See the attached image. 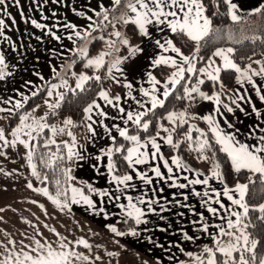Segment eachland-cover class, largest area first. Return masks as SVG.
<instances>
[{"label":"snow or ice","instance_id":"6c2138e0","mask_svg":"<svg viewBox=\"0 0 264 264\" xmlns=\"http://www.w3.org/2000/svg\"><path fill=\"white\" fill-rule=\"evenodd\" d=\"M15 4L19 6V0H14ZM59 2V0H57ZM214 5L215 11L209 13L208 6L205 0H111L113 11L123 6L128 11L121 12L118 17H114L116 23H123L124 25H135L139 29V34L143 37L150 36V28L152 25L163 26L160 31L164 29L170 30L175 34V37H183L194 45V52L191 55L185 54L182 47L177 46L174 42L175 37L155 40V46L160 50L161 54L154 57L151 65L154 68H161L167 66L173 69L166 77L161 80L156 75L149 72L147 83L149 87L139 85L134 87L131 81H122L118 79L116 74L124 75V69L121 67L125 61L130 57L135 56L138 52L143 51L139 46L129 48V56L117 57L111 62L106 60V57L112 56L113 51H101L95 57L89 58L88 44L95 40L104 41L109 49L119 52L115 47L116 42L113 40H105L104 36H94L93 33L103 31L108 27L104 21H108L114 28L115 23L109 21V9L101 5V11L95 13L97 17L102 16V21L97 23L93 17L88 16L87 19L92 21L85 31L77 30L76 24H65L64 28L71 30V34L67 39L76 44V38L85 41L83 46L74 50V54L80 59L87 58L84 67L86 69H93L94 74L89 76L85 72H72V76L76 79L75 88L68 84L65 78L66 72L58 71L55 66L52 67L53 80H58V83H53L51 80H45L40 75L39 79L43 81L42 85H35L31 81H27L26 86L29 87L30 96L16 90L20 99H14L10 96L7 99L0 98V103L10 105V107H0V113L6 115L0 116V120L12 121L13 118L18 120L15 127L8 125H0V157L7 158L8 153L5 149H16L18 155L23 159L27 167L31 170L30 175L35 177L41 184H46L49 181L47 173H42L38 170V164L34 159L38 157L39 164L45 168H53L54 166L60 170L63 177V183L60 179H56V191L52 194L47 186L33 187L31 180L27 182V187L48 198L61 211L67 210L71 212L72 204H80L81 202L93 210L97 215L103 213L104 218L107 219L109 214L104 207H99L93 196H98L100 203H103V198H107L109 202H114L119 209L120 219L118 223L128 225L127 232L120 231L115 225L108 224L106 227L116 237H123L127 235L139 236L137 226L147 224L145 217L149 213H157L156 205H160L161 211H167L155 198H145L147 194L137 196L135 199L131 195H126L125 190L134 188L135 185L131 182L138 178L145 185H153V178L149 176L147 171L139 170L137 166L146 165L149 163V158L156 159L157 156L163 160V166L167 172L171 174L173 168L169 166L168 160L163 158L161 154V144L163 141L173 148L179 149L183 141L174 142V134L182 131L184 125H188V131L184 134V139L189 142L190 150L197 152L198 158L211 162L210 175H205L202 172L197 173L198 176H203V179L188 180L187 184H176L173 177L165 175L161 172L160 166H154L150 169L155 177L161 180H172L171 187H178L180 189L188 187V185H209V181L213 178L218 179L224 183V175L221 173V165L217 162L216 152L226 154L227 160L230 161L232 170L237 174L249 173L247 176L248 183L237 182L234 187H228L226 184L221 191L215 188H210L203 193L194 191V195L207 197L203 200V205L211 216L216 217L221 223L210 224L203 214H199V219L193 221L196 225V231L206 235L211 241L212 245H204L200 254H194L189 251L186 252L179 244L173 245L177 247L181 253L187 255L193 264H264V240L257 239L249 228L257 229L264 233V203L252 204L246 197L249 196L250 186H255L257 179L261 185L260 191L264 192V125L257 123L247 129L246 133L248 141H242L239 137L242 135L240 129L232 124L230 118L225 113H233L235 109L228 105L222 104L221 92L213 91L211 94L202 91L201 86L206 84V81L213 82V86L223 89L224 85L221 78L222 72H235L237 83L243 85L245 81L253 86L257 94H260L261 87H257L253 77H264V64L256 60L254 63L261 65L259 70L252 68L251 64L241 67L235 59L236 49L233 47H215L211 56L205 59L200 55L201 49L209 45L217 44L220 41H230L234 44H241L244 40H261V35L254 34L252 36L240 35L237 33H244L246 31L261 32L264 34V2H260L257 6L250 10H245L241 5L234 0H210ZM221 6L226 8L225 13H221L219 9ZM8 4L6 0H0V12L7 15L15 23V19L6 11ZM129 13L134 15H129ZM84 15L83 13H78ZM23 16V13H21ZM226 15L233 25L247 24V28L233 29L232 27L217 28L214 27L213 17ZM260 17L259 24L254 26L248 23L249 17ZM31 23L37 28H44L45 25L37 23L32 20ZM6 27L5 20L0 17V36L4 34ZM56 40L61 37L52 33ZM117 38L122 36L120 31L110 33ZM120 43L128 46L129 40L124 38ZM163 53H173L174 55H164ZM219 58L220 64H217L216 59ZM251 59V57H247ZM200 61H205V66L197 67ZM77 60L73 59L66 69L70 70ZM105 70V75L102 77L99 73ZM12 72L9 70V65L6 63L5 56L0 54V81H4L11 76ZM39 75V74H37ZM195 78V79H194ZM108 79L117 84H121L123 88L127 89L125 103L130 100L134 103L126 108L121 105V95H110L109 91L103 87V80ZM89 81H95L100 84V88L95 92V97L83 108L82 125L86 127L87 132L90 133L91 138L97 136L95 126L103 128L107 137L111 141V145L106 149L102 148L99 154L92 155L88 153L83 145H78L77 140L71 128L78 125L71 119L63 120V126H57L50 123V117H55L58 110L62 107V103L66 100L68 92L76 95L79 92L86 91V85ZM64 88L66 91L61 92L59 89ZM34 89V90H33ZM49 99H45L43 104L47 107L48 112L37 117L36 110L40 107L37 105L30 112L21 111L32 97H38L45 93ZM136 93L134 95L133 93ZM55 95V101L51 98ZM97 98L102 100L105 105L116 110L115 115L109 113L97 102ZM171 99L178 101H187L188 107L183 111H176L167 109V103ZM239 99L243 100L244 96ZM260 99L264 101V95H260ZM202 101L213 102L216 107L214 114L200 116L195 113H189L188 108L198 106ZM232 104L238 108L236 99H232ZM223 108V111H222ZM158 109H164L166 115L159 113ZM253 111L257 117L262 114L253 107ZM99 118V120L93 117ZM219 117V119H218ZM105 119L112 121H121L120 123H112L109 127L104 123ZM201 119L208 126V132H204L195 125L189 124L190 120ZM221 119L227 129L221 126ZM162 121H167L171 127L165 126ZM155 129V134L152 130ZM46 130L51 133L49 136ZM113 130L118 135H113ZM192 132L198 133V137L194 140ZM164 133L165 135H161ZM209 133L211 138H209ZM67 135L71 138L70 141H61L57 143L55 137L57 135ZM127 142L120 143L119 140ZM192 144L196 147L192 148ZM56 145L55 152L51 151L50 146ZM61 145L66 152H62ZM219 145V148H215ZM24 151L21 153L19 149ZM40 149L47 151L38 152ZM210 153V155H209ZM77 161H94L92 167L96 172L103 176V170L106 169L111 182L116 186V191L111 192L107 189H100L94 187L90 183L84 182L83 188L71 186L69 182L76 179L72 175V169L67 167V163H74ZM125 163L127 169L131 172L119 173L118 163ZM172 164L177 168L187 167L182 163L179 157H173ZM61 165H65L61 167ZM79 166V165H78ZM0 173L5 176L12 175L11 172H6L3 167H0ZM86 190V191H85ZM153 191H156L153 189ZM159 191H163L160 189ZM87 192V194H86ZM210 192L215 194V199L210 195ZM69 193L71 195L69 196ZM221 195L230 201V206H226L222 200ZM126 199L127 203H121V198ZM184 199H188L187 196ZM32 203H37L32 201ZM179 203V201H176ZM218 205L213 207L212 204ZM43 208V205H40ZM183 207V205H182ZM3 211V209H0ZM223 213V214H222ZM250 213H258L257 216L250 218ZM183 215V213H181ZM163 218V217H161ZM234 218V219H233ZM133 222V223H130ZM215 231H210V229ZM166 228H161L160 231H166ZM58 237V243L53 245L44 238H31L28 245L22 244V250L18 253L9 252L8 256L0 260V264H95V261L102 260L100 255L90 257L83 252L76 251V246H83L85 249L91 250L92 245L85 239H78L75 241H67L66 237L56 232V229H51ZM42 237V234L37 233ZM202 236L189 234L188 231L182 232V239L185 241L195 242L201 239ZM14 244V241H9ZM119 243V241H116ZM163 247V245H159ZM27 249V251L23 250ZM170 251V249H166ZM108 256H116V252H108ZM173 259V257H169ZM147 264V262H145ZM179 264H184L183 261Z\"/></svg>","mask_w":264,"mask_h":264},{"label":"crops","instance_id":"0c3cea01","mask_svg":"<svg viewBox=\"0 0 264 264\" xmlns=\"http://www.w3.org/2000/svg\"><path fill=\"white\" fill-rule=\"evenodd\" d=\"M234 2H237L245 10H250L260 2H264V0H234ZM6 3L8 4L6 11L15 19V23H13L12 19L7 15L0 12V17H2L6 23L4 34L0 36V54L5 56L6 63L9 65V70L12 72L11 76L7 77L4 81H0V98L3 99H7L10 96L14 97V99H20L21 97L17 95L16 90L30 96V86H26L25 82L31 81L35 85H42L43 81L39 79L40 75H42L45 80L58 83V80L52 79V67L55 66L58 71H62L66 62L73 59L75 55L74 50L83 46L85 43V41L75 36H73V39L76 40V44L68 40L67 36L71 34V30L64 28V25L69 23L76 24L77 30L83 32L85 30H90L88 29V25L91 24L92 21L87 19L88 16L93 17V20L96 22L98 21V17L95 13L101 11V5L109 9V13L113 11L111 0H59V2H57V0H19V6L15 4L14 0H6ZM127 11L126 9V12ZM21 13H23V16ZM78 13H83L84 15H79ZM129 15L134 14L129 13ZM32 20L45 25V27H35V25L31 23ZM161 27L163 26H149L150 36L143 37L140 35V40L137 43L132 42V36L130 35V44L119 49V52L110 49V51H113L115 58L129 56L128 50L130 47L139 46L143 49V51L130 57L121 65L124 69V75L120 76V74H116L118 79L122 81H131L134 87L139 85H143L144 87L150 86L147 83L148 73L151 72L156 75L155 70L157 69L152 67L151 61L154 57L161 54L160 50L155 46V40L162 39L165 36L167 38H173L175 35L166 28L161 32ZM136 30L139 33L137 27ZM123 31L126 30L123 28ZM52 33L60 36L61 39L56 40ZM93 35L96 36L95 33H93ZM105 36L106 35H104V37ZM103 42L104 41L100 40L93 52H90L92 42L88 44L89 58L99 50V46H101ZM115 42L118 44L119 40L117 39ZM163 54L174 55L173 53ZM185 54L190 53L185 52ZM106 59L108 58L106 57ZM86 60L87 58H84L85 62L82 63V67L78 68L79 70L84 67ZM256 60L264 64V56L248 63L252 65L253 69L258 71L261 65L253 62ZM72 67L73 68L66 71L65 78L68 80L69 86L75 88L76 80L72 76V72L79 73V70L76 69L74 65ZM162 67L167 70V66ZM237 75L236 73V76ZM157 78L159 77L157 76ZM164 78L159 79L163 80ZM253 80L257 87L264 89V77L255 76ZM106 90L109 91L110 95H113L110 88ZM59 91L64 92L66 90L61 88ZM219 91L221 92L222 104H228L235 109L233 113H225V115L230 118L232 124L240 129L242 135L239 138L242 141L250 142L243 133H246L248 128L257 123L264 125V101L260 99V95H264V90H262L260 94H257L251 84L245 81L243 85H241L237 83L235 77L234 83L230 88L223 87V89ZM126 93L127 89L122 88V91L115 95H121V105L129 108L134 102L128 100L125 103ZM133 94L136 95L135 92ZM240 96H244V99H239ZM55 98L54 95L51 100L54 102ZM45 99H49L46 92L42 100L24 111L30 112L34 107L40 105L39 108L44 106V110L40 111V113L44 115L48 112L47 107L43 104ZM232 99L237 100V104L239 105L238 108L236 105L232 104ZM97 102L105 108L110 116L116 114V110L105 105L102 100L97 98ZM0 107H10V105L0 103ZM215 107L216 105L213 102L202 101L198 106L193 107V113L200 116L214 114ZM253 107L262 114L260 117L256 116ZM4 115L6 114L0 113V116ZM67 117L69 116L55 120L52 124H60ZM93 118L99 120V118L95 116ZM196 120L201 130L208 131V126L203 120ZM6 121L7 120H0V125H3ZM16 123H18V120L12 127H15ZM104 123L108 124L109 127L112 123H120L121 126H123L122 122L119 120L112 121L111 119H105ZM164 124L166 125L167 121ZM221 126L225 127L227 131H232L226 128L223 119H221ZM83 128L82 130L74 127L71 128V131L75 135L78 145H83L88 153L94 156L99 154L102 148L106 149L111 145V141L103 128L96 125L97 136L91 139H89L91 134L87 132L86 127ZM49 134L51 135L50 132ZM113 135H118L115 130H113ZM161 135L165 134L161 133ZM55 139L57 143L62 140H71V138L66 135ZM176 141H178V138L174 137V142ZM158 142L161 144V154L164 159L168 160L169 166L173 168V172L171 174L167 172V169L163 166V160L160 159L159 156H157L156 159H151L150 157L148 164L139 165L137 168L148 172L149 176L153 178V185H145L134 176V180L131 183L134 184L135 187L126 189L125 192L126 195H131L134 199L137 196L147 194L145 198L158 199L167 211H161L160 205H156L157 213H149L145 217L148 223L137 226L140 235L135 237L131 235L116 237L108 230L106 227L108 224H113L120 231L125 232H127L128 226L117 222L120 219L119 209L115 206L114 202H109L107 198H103L104 202L100 203L101 198L95 195L93 196L98 206L104 207L105 211L109 214L107 219L104 218L103 213L97 215L93 210L88 209L82 202L80 204L70 205L72 209L71 212L67 210L61 211L52 204L47 197L27 187V182L29 180L32 181L33 187L41 186L34 181L35 177L30 175L31 170L27 167L26 162L21 159L20 155H18L17 150L5 149L8 156L7 158L0 157V167H3L6 172H11L12 175L5 176L3 173H0V209H3V211H0V260L8 256L9 252H20L22 250L21 242H23V245H28L33 237L36 239L44 238L53 245H56L58 243V237L51 231V229L54 228L61 236L66 237L67 241H75L81 238L88 241V243L92 245L91 250L83 248L82 245L76 246L75 250L83 252L90 257L100 255L102 260L95 261V264H145V262H147V264H179L181 261H183L184 264H186V262L187 264H193L187 255L181 253L179 249L173 245L179 244V246L184 249L185 253L191 251L194 254H200L203 246L206 244L211 246L212 241L206 235L196 231L197 226L193 224V221L199 219V214H203L210 224L221 223L216 217L211 216L203 205V200H207L208 198L196 196L194 195V191L203 193L210 188H215L222 193V189L226 183L225 181L221 183L218 179L213 178L209 181V185L207 186L202 184L188 185V187L183 189L171 187L170 185L173 183L172 180H161L155 177L150 169L154 166H160L161 172L165 177L171 175L176 184H187L188 181L184 179L185 176L188 177V180H193L204 178L203 176L197 175L199 172L210 175L211 162L201 160L196 154H192L191 156L195 158L198 163V168L194 169L186 165L181 155L176 152V148L167 145L163 141L158 140ZM23 151L22 148L19 149V152L22 153ZM173 157H179L189 170L177 168L176 165L172 164L171 161ZM92 163H94V161H77L69 165L72 169V175L76 177V179L70 183L71 186L83 188L84 182H86L92 184L94 187L115 192L116 186L111 182V176L108 175L106 169L103 170L104 174L101 176L92 167ZM129 172H131V170H129ZM227 186L234 187L235 184ZM153 189L156 191H153ZM160 189H163V191H159ZM70 195L71 193H69V196ZM210 195L215 199L214 193L210 192ZM185 196H187L188 199L185 200ZM221 200L226 206H230V201H228L226 197H223V195H221ZM32 201H36L37 203H32ZM176 201H179V203H176ZM120 202L127 203L126 199L123 197ZM40 205H43V208H41ZM212 206L218 207V205L214 203ZM181 213H183V215H181ZM130 223L133 222L130 221ZM161 228H166L167 230L162 232L160 231ZM183 231H188L189 234H194L196 236H202V238L195 242L185 241L182 239ZM210 231L214 232L215 229H210ZM37 233L42 234V237L38 236ZM9 241H14L15 243L12 244L9 243ZM116 241H119V243H116ZM159 245H163V247ZM166 249H170V251ZM23 250L27 251V249ZM108 252H116L118 255L108 256ZM170 256L173 257V259H169Z\"/></svg>","mask_w":264,"mask_h":264},{"label":"trees","instance_id":"16d2710c","mask_svg":"<svg viewBox=\"0 0 264 264\" xmlns=\"http://www.w3.org/2000/svg\"><path fill=\"white\" fill-rule=\"evenodd\" d=\"M205 3L209 9L208 14H211L212 12H214L216 10L214 5L211 4L210 0H205ZM219 11L223 14L226 12V8L224 6H221ZM101 19H102V16L98 17L97 22L98 23L101 22ZM213 23H214V27L224 28L225 30L229 27H232L233 29H236V28L239 29V26H240V25H233L231 20L226 15L213 17ZM126 27H125V29L132 36V42L137 43L140 40V34L137 32L135 25L129 24V25H126ZM98 32L99 31L94 32V33L97 34ZM174 37H175V35H174ZM261 39H264V34L261 37ZM174 40L178 46L182 47V50L184 52L191 53L192 44L189 41H187L183 37H175ZM99 41L100 40H95L92 42L91 47H90V52L95 51ZM225 44H230L233 46L234 49H236L234 59L238 64L241 65V67L246 66L252 60H255V59H258V58H261L264 56V43H262L261 40H256L255 42H253L252 40H244L243 43H241V44H234V43H231L230 41H220L217 44L209 45L205 48H202L200 55L204 56L206 59L207 57L211 56V53H212V51L215 50V47H218L220 45H225ZM247 57H251V59H247ZM76 60H77V62L74 65V67L76 69H78L79 67L82 66L84 59H80L77 57ZM204 62L205 61H200L198 63V66L203 64ZM87 70L91 71V69H87ZM155 73L159 78H164L166 76V74L168 73V71L164 67H161V68H157L155 70ZM99 74L103 77L105 75V70H101V72ZM235 77H236L235 72H222L221 78H222V82H223L224 87L230 88L234 83ZM85 87H86V91L79 92V90H77L78 94H76V95L72 94L71 92L67 93L66 100L62 103V107L58 110V114L55 117H50V123H53L55 120H58L62 117L69 116L78 125L77 127H75L76 129H82V130L84 129L83 128L84 126L82 125V121H83V111L82 110L88 103L91 102V100L93 98H96L95 92L100 88V84H98L95 81H89V83ZM103 87L105 89L110 88L112 94H117V93L121 92L122 88H123L122 85L115 84L113 81L108 80V79L103 80ZM201 89H202V91L208 92L209 94H211V92H213V91H219L220 90L219 88L214 87L213 82H211V81H206V84L201 86ZM44 94L45 93L41 94L38 97H32L29 100V102L25 105L24 109H22L21 111L27 110V109L31 108L32 106H34L36 103H38L40 100H42V98L44 97ZM186 102L187 101H178V100L171 99V102L167 103V109L169 111H171V110L178 111L179 109L184 107ZM157 111L161 114H164V115L167 114L164 109H158ZM16 121L17 120L15 118H13L12 121L7 120L6 123H4L3 125H8L9 123H11V126H13V124ZM162 122L166 123V121H162ZM204 132H208V131H204ZM46 133L50 136L48 130H46ZM152 134L153 135L155 134V129L152 130ZM192 135H193L194 140L198 137V133H196V132H192ZM175 137L177 138L176 135H175ZM209 138H211L210 133H209ZM119 142L125 143V144L127 143V142L123 141L122 138H120ZM60 143H61V141L58 142V144H60ZM193 145L194 146L192 148H195L196 145L195 144H193ZM50 148H51V151L55 152L56 145H51ZM215 148L218 149L219 145H215ZM61 150H62V152H66V150L63 149L62 145H61ZM42 151H47V150H45V149L38 150V152H42ZM176 152L179 155H181V157L184 159V162L186 163V165H188L194 169L198 168L197 161L195 160V158H193L191 156L192 154H196V156H198L199 154L197 152L190 150V148H187L184 144H181L180 148L177 149ZM209 155H210V153H209ZM216 159H217V162H219L221 165L220 170H221V173L224 175V181L227 185L232 186V185L236 184L237 177H239V182L248 183L247 176L250 174L246 173V172L243 174L235 173L231 168L230 161L227 160L226 154L217 151L216 152ZM35 162L38 164V170L39 171H41L42 173L48 174L49 181L46 182V184H41L36 179H34V181L38 185H40L41 187L47 186L49 188V191L52 194H55V191H56L55 181H56V179H60L61 182L63 183V177L60 173V170L58 168H56L55 166L53 168H45L43 165L39 164L38 157L35 159ZM70 164L71 163H67L66 166L69 167ZM64 166L65 165H61V167H64ZM118 169H119L120 174H123L126 171L129 172V170H130V169H127L126 164L122 163V162L118 163ZM71 182H69V183H71ZM260 188H261V185L259 183V180L257 179L256 185L250 186L249 196L246 197V199H248L250 203H252V204L264 203V192H261ZM257 215H258V213H250V218L255 217ZM249 231L253 232V234L256 236L257 239L264 240V233L259 232L257 229H253L251 227L249 228ZM260 250L264 251V248H261Z\"/></svg>","mask_w":264,"mask_h":264},{"label":"rangeland","instance_id":"374dc122","mask_svg":"<svg viewBox=\"0 0 264 264\" xmlns=\"http://www.w3.org/2000/svg\"><path fill=\"white\" fill-rule=\"evenodd\" d=\"M123 8V9H122ZM121 12H126V9L123 7V6H121V7H119V8H117L115 11H112V12H110L109 13V21H112L113 23H115V27L113 28L112 26H111V24H109V22L108 21H104L103 23L104 24H107L108 25V27L107 28H105L103 31H99L97 34H96V36L98 37V36H101L102 34H104V35H106L104 38H105V40H113V41H116L117 39L119 40V42H118V44H115V47H117L118 49H122V48H124V47H126L125 45H123V44H121L120 43V40L121 39H124V38H126V39H128L129 40V37H130V33L125 29V27H126V25H124L123 23H116L115 21H114V17H118L120 14H121ZM101 21H102V19H101ZM259 21H260V17H249L248 18V23H251L252 25H254V26H256V25H258L259 24ZM100 23V22H99ZM123 28H124V30H126V31H123ZM127 28V27H126ZM239 28H247V24H245V23H241V25L239 26ZM128 29V28H127ZM237 29V28H236ZM115 31H120L121 32V34H122V36L120 37V38H117V37H115L114 35H110V33H113V32H115ZM125 34V35H124ZM254 34H257V35H261V37L263 36V34L261 33V32H254V31H251V30H249V31H246V32H244V33H237V35L238 36H240V35H248V36H252V35H254ZM104 35H102V36H104ZM93 42V41H92ZM92 44V43H91ZM129 44H130V41H129ZM84 45V44H83ZM100 48H99V50L94 54V55H92L91 57H95L96 55H98L101 51H110V49L107 47V45L103 42L102 44H101V46H99ZM218 47H233L232 45H230V44H225V45H220V46H218ZM88 48H89V46H88ZM194 52V45H193V47H192V51H191V53L190 54H188V55H191L192 53ZM78 56L77 55H75V56H73V59H76ZM108 59H106L108 62H111L112 60H114L115 59V56L114 55H112V56H109V57H107ZM72 59V60H73ZM216 59V62H217V64H220L221 63V61L219 60V58H215ZM71 60V61H72ZM70 60H68L67 62H66V64L64 65V67H63V69H62V74H64L66 71H67V69H66V66L71 62ZM83 62H85V61H83ZM75 65V64H74ZM203 66H205V62L203 63V64H201V65H199L198 66V64H197V67H203ZM82 67V66H81ZM73 68V67H72ZM79 70V69H78ZM167 70L169 71V73L173 70V69H171L170 67H167ZM79 73H81V72H85V73H87L89 76H91V74H94V71H93V69H91V71H89V70H87L85 67H83V68H81L79 71H78ZM76 80V79H75ZM44 106H42V108H38L37 110H36V113H35V115L37 116V117H39V116H42V113H40V111L41 110H44V108H43ZM188 107V102L186 103V105L183 107V108H181V109H179L178 111H183L185 108H187ZM188 111H189V113H193V107H191V108H188ZM67 118H69V117H67ZM189 124H191V125H195L196 127H198V128H200L201 129V127L199 126V124L197 123V120L196 119H193V120H190L189 121ZM58 126H63V122L62 123H60V124H57ZM165 126H167V127H171L172 125H170L168 122H167V124L165 125ZM185 127L183 128V130L182 131H178V134H174V137H175V135L177 136V138H178V141H183V144L186 146V147H189V142H187L185 139H184V134H185V132H187L188 131V125H184ZM66 135V134H65ZM60 136H63V135H57L55 138H59ZM67 136V135H66ZM67 137H69V136H67ZM194 145L192 144V147H193ZM196 147V146H195ZM186 264H187V262H186Z\"/></svg>","mask_w":264,"mask_h":264}]
</instances>
